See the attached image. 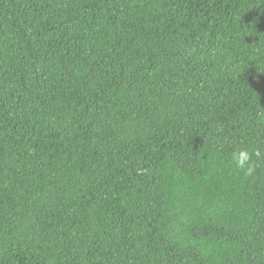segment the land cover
<instances>
[{
	"label": "trees",
	"instance_id": "obj_1",
	"mask_svg": "<svg viewBox=\"0 0 264 264\" xmlns=\"http://www.w3.org/2000/svg\"><path fill=\"white\" fill-rule=\"evenodd\" d=\"M0 264H264V0H0Z\"/></svg>",
	"mask_w": 264,
	"mask_h": 264
}]
</instances>
